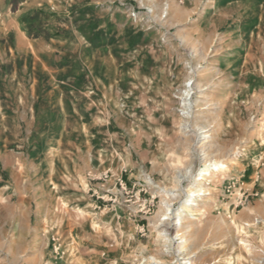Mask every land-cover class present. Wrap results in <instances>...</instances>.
I'll return each mask as SVG.
<instances>
[{
  "label": "rangeland",
  "instance_id": "1",
  "mask_svg": "<svg viewBox=\"0 0 264 264\" xmlns=\"http://www.w3.org/2000/svg\"><path fill=\"white\" fill-rule=\"evenodd\" d=\"M54 3L92 56L65 142L0 159V264H264V0Z\"/></svg>",
  "mask_w": 264,
  "mask_h": 264
},
{
  "label": "crops",
  "instance_id": "2",
  "mask_svg": "<svg viewBox=\"0 0 264 264\" xmlns=\"http://www.w3.org/2000/svg\"><path fill=\"white\" fill-rule=\"evenodd\" d=\"M54 1L0 0V159L6 164L23 140L65 142L61 129L73 121L83 64L92 54L89 42L71 33L77 30L72 10L66 14ZM39 150L50 155L48 147Z\"/></svg>",
  "mask_w": 264,
  "mask_h": 264
},
{
  "label": "bare ground",
  "instance_id": "3",
  "mask_svg": "<svg viewBox=\"0 0 264 264\" xmlns=\"http://www.w3.org/2000/svg\"><path fill=\"white\" fill-rule=\"evenodd\" d=\"M212 71L213 69L210 67V70H208V73ZM184 92L187 97L191 94V91L189 89H185ZM183 104L186 105V101L183 102ZM196 134H198V132ZM210 164H214L216 170L214 172H208L207 171L208 168H205V169L203 168L205 171L202 174H205L206 176L202 175L201 177L195 179V181L191 184L192 186H190L189 189L184 190V192L186 191V198H185V202L182 203V207L185 208L188 212L183 213V214L179 213L177 215V221L179 225H182L187 220L188 214L193 215V210L196 209L198 206L197 202H195L196 200L195 198L196 197L202 198L201 196L205 194V190H206L205 181L217 179L220 176L221 171L227 166L222 161H217V160L214 162H210ZM162 215H163L162 219H168L170 218V215L173 216V210L170 208L169 201L165 202L164 211ZM164 231L159 232V234L164 235L165 234ZM185 241L186 239H184V242ZM178 251H180V249H178Z\"/></svg>",
  "mask_w": 264,
  "mask_h": 264
}]
</instances>
